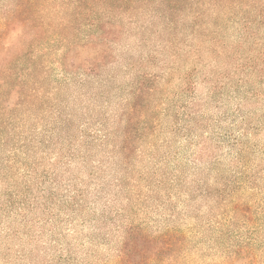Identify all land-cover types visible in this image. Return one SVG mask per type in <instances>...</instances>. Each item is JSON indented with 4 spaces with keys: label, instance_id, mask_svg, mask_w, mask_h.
I'll list each match as a JSON object with an SVG mask.
<instances>
[{
    "label": "rangeland",
    "instance_id": "rangeland-1",
    "mask_svg": "<svg viewBox=\"0 0 264 264\" xmlns=\"http://www.w3.org/2000/svg\"><path fill=\"white\" fill-rule=\"evenodd\" d=\"M169 4H142L132 19H125L132 24H126L116 47L118 61L108 70L117 71L112 83L101 86L94 76L82 85L74 78L53 92V77L61 71L53 65L49 69L50 84L44 89L49 96L37 124L46 128L53 111H63L77 150L88 152L81 136L105 133L101 120L108 133L119 134L113 142L120 141L128 85L142 71L155 90L138 103L153 121L144 143H137L142 155L129 165L112 142H94L89 160L72 164V172L81 173L80 188L87 191L76 213L57 210L53 215L36 206L24 219L12 216L7 224L21 225L22 233L0 241V264H53L60 248L72 252L74 264H112L118 250L129 246L135 261L148 249L145 256L173 264H264L261 10L235 12L209 4V42H203L185 30L192 18L188 5L176 12ZM171 18L179 25L174 33L166 27ZM171 37L174 45L167 41ZM190 102L197 110L190 123L193 144L174 133L176 116L190 112ZM164 104L171 110H164ZM153 145L156 157L143 155ZM47 149L53 152V145ZM46 163L53 168V160ZM204 188L209 192L203 193ZM169 230L178 238L167 251Z\"/></svg>",
    "mask_w": 264,
    "mask_h": 264
},
{
    "label": "trees",
    "instance_id": "trees-1",
    "mask_svg": "<svg viewBox=\"0 0 264 264\" xmlns=\"http://www.w3.org/2000/svg\"><path fill=\"white\" fill-rule=\"evenodd\" d=\"M153 1L0 0V241L21 235V225L14 228L7 222L12 216L24 219L25 212L36 206H43L45 212L52 211L53 215L57 210L76 213V207H82L87 191L80 188L81 173L74 174L71 168L77 160H89L94 142H112L114 152L125 157V161L122 160L125 165L142 155L137 143H144L145 131L153 119L144 114V105L138 103V98L147 101L155 90V86L146 84L147 75L143 71L131 77L128 85L129 98L123 106L125 116L122 118L126 126L119 132V142H113L112 137L117 138L119 134L108 133L104 120L98 125L105 133L93 138L91 134L81 136L82 145L88 152L73 147L75 136L66 128L68 118L63 111L57 114L53 111V122H48L46 128L37 123L47 105L49 95L44 94L47 92L44 89L47 81L50 84L47 74L51 66L61 71L60 76L53 77V92L74 78L82 85L94 76L101 86L112 83L117 71L110 73L108 70L118 61L116 47L126 32V24H132L125 19H132V12ZM247 1L250 4H244ZM169 3L168 8L176 12L185 11L188 5L192 18L185 30L203 42H209V4L216 8L230 6L235 12L245 7L261 10L264 24V4L258 0H169ZM176 20L171 18L167 23L169 33L178 31ZM167 41L172 45L176 43L172 37ZM100 95L101 99L106 97H103L104 92ZM190 103V112L176 116L174 133L184 135L187 142L193 144L195 138L189 136L190 123L197 110ZM165 109L170 111L171 107L164 104ZM203 144L205 142L199 143ZM51 145L53 152L47 149ZM149 149L143 155L152 154L154 145ZM152 157H156L154 152ZM51 160L53 168L46 163ZM90 178L94 180L95 177ZM99 191L95 192L96 199ZM207 192L209 189L204 188L203 193ZM176 233L175 230L166 233L167 251L174 247V240L178 238ZM58 251L53 264H74L76 259L71 251L65 248ZM133 251L130 246L118 250L112 264H173L156 256H145L148 249L141 260L135 261ZM240 251L236 250L235 255L240 256Z\"/></svg>",
    "mask_w": 264,
    "mask_h": 264
}]
</instances>
